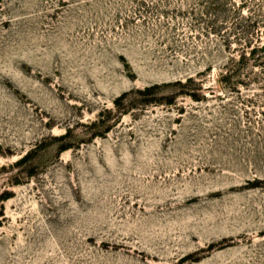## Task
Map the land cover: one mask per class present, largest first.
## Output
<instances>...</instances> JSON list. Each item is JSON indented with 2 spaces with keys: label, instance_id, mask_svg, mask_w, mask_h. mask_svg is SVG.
<instances>
[{
  "label": "rangeland",
  "instance_id": "obj_1",
  "mask_svg": "<svg viewBox=\"0 0 264 264\" xmlns=\"http://www.w3.org/2000/svg\"><path fill=\"white\" fill-rule=\"evenodd\" d=\"M0 264H264V0H0Z\"/></svg>",
  "mask_w": 264,
  "mask_h": 264
}]
</instances>
